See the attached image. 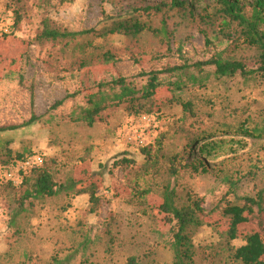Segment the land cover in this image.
Here are the masks:
<instances>
[{
	"label": "rangeland",
	"instance_id": "rangeland-1",
	"mask_svg": "<svg viewBox=\"0 0 264 264\" xmlns=\"http://www.w3.org/2000/svg\"><path fill=\"white\" fill-rule=\"evenodd\" d=\"M186 1L191 5L186 12L165 8L163 13L145 8L171 0H0V127L23 124L33 112L38 117L30 126L0 134V166L9 158L8 152L41 153L43 168L52 170L59 182L69 176L81 186L95 181L100 196L98 205L91 203L88 194L26 197V184L16 188L0 180V264H57L59 260L127 264L131 256L140 264L170 263L171 226L158 209L165 185L180 191L191 187L204 197L211 225H204L194 236L197 264H224L216 254L218 231L229 227V219L215 207L224 197L235 198L225 176L241 178L237 187L241 196L252 195L255 186L264 184V135L251 137L239 131L245 125L264 129V76L239 71L219 79L213 65L164 72L159 76L166 84L182 82L183 90L175 93L181 99L169 102L172 93L161 88L153 110L157 112L146 114L148 121L142 120L145 115L135 119L123 104L111 107L104 115L107 119L93 126L75 120L88 93L111 90L110 82L120 76L140 88L151 72L192 66L216 55L232 56L248 70L258 68L255 49L217 39L208 45L198 30L190 11L198 18L211 11L217 0ZM14 9L22 14L20 28L14 35L1 36L13 22ZM131 16L157 29L166 18L170 42L151 30L137 35L90 33L71 39L68 45L37 40L44 18L72 32H102L115 20ZM107 51L114 54L108 62L103 60ZM11 71L17 73L4 78ZM183 100L193 104V115L184 110ZM130 121L147 134V144L154 142L150 157L143 146L125 141L121 131ZM209 128L214 129L202 134ZM210 132L211 139L225 143L218 147L219 154L202 156L199 148ZM191 142H195L193 151ZM175 153L181 156L179 166L202 158L209 170L171 175L168 168ZM98 172L103 181L95 175ZM239 231L236 246L252 232H259L264 240V213L248 215Z\"/></svg>",
	"mask_w": 264,
	"mask_h": 264
},
{
	"label": "trees",
	"instance_id": "trees-1",
	"mask_svg": "<svg viewBox=\"0 0 264 264\" xmlns=\"http://www.w3.org/2000/svg\"><path fill=\"white\" fill-rule=\"evenodd\" d=\"M191 7L186 0H171V2H163L153 7L145 8V10H157L164 13V9L181 8L186 12V9ZM165 15V14H162ZM192 20L197 25L198 30L204 35L206 43L209 45L213 39L220 41H232L235 46H246L257 51L258 68L248 70L246 64L232 56L224 57L223 55H216L208 60L199 61L190 66L189 64L168 67L165 70L154 71L148 74L149 78L145 85L138 87L135 83L128 82L125 77H119L110 82L111 90H104L100 88L98 92H90L86 96V104L80 106V112L75 116V120H82L93 126L96 122L105 121V113L111 107L118 105H125V108L130 113L134 114V118H139L143 115H155L157 111H153L155 105H158L157 94L161 88H167L172 93L169 102L179 98L175 96L177 90H183V84L179 81L169 82L159 76L164 72H175L179 70H186L190 67H197L203 70L204 67L215 66L214 74L217 78L234 77L239 71L243 74H261L264 76V0H252L242 2L241 0H217L215 6L211 11L205 10L199 14L198 18L190 11ZM22 14L20 9H14V18L10 26H7V31H4L1 36L14 35L20 28L22 22ZM161 29L153 28L149 24L143 22L137 17L131 16L126 19L115 20L112 26L106 28L102 32H97L96 29L82 30L78 32L68 31L55 24L50 18L42 20V29L38 33L37 40L61 42L65 41L68 45L71 39L88 35L90 33L96 35H110L115 33H127L137 35L145 30H151L157 33H162L163 37L169 41L168 21L163 20ZM165 21V22H164ZM170 42V41H169ZM168 42V43H169ZM114 59V54L107 51L103 54V60L108 62ZM86 66V62H82ZM14 71L5 74L4 78L13 75ZM170 85V86H169ZM115 87H119L116 91ZM64 100L58 102L62 103ZM32 105H34V92L31 96ZM184 110L187 113L194 114L193 104L190 101L182 102ZM74 119V118H73ZM133 119V120H135ZM38 120L35 112L31 118L20 125L1 126L0 134L6 133L34 124ZM131 120V121H133ZM128 122L123 127L121 133L127 128L135 125V122ZM210 130H205L204 133H209ZM242 135L251 137H263L264 129L254 128L249 129L248 126H242L239 130ZM211 133L207 134V139L200 145L199 151L202 156L212 157L219 154V146L225 142H218L216 139H211ZM201 134V135H202ZM210 135V136H209ZM197 134H194L191 141L195 139ZM208 139H211L207 141ZM195 143V142H194ZM194 143H189L190 150L193 149ZM154 142L144 145L141 149L149 156V150L153 148ZM128 151V150H125ZM193 151V150H192ZM9 158L0 166V180L16 188L27 185L24 191L26 197H54L61 193L67 196L75 197L80 194L90 195V201L93 205H98L100 196L98 195V184L94 181L89 185H80V181L74 176L66 177L65 181L59 182L52 170L43 168V163L33 166L22 172V177L19 184H14L6 178V170L14 166L19 161H24L32 156H42L41 153H35L27 150L18 151L16 155H11L8 152ZM181 156L175 153L171 157V166L168 172L171 175L177 176L181 170L193 172H207L209 170L208 164L202 159L198 158L190 163L181 162L180 166L177 164ZM124 161H129V158H123ZM158 163V160H150ZM157 165V164H156ZM153 167L155 165H152ZM148 171V170H147ZM31 174L30 176H28ZM33 174V176H32ZM92 174V173H91ZM103 181L104 177L101 172L95 174ZM229 182V192L233 193L234 199L230 200L227 197L222 199V202L215 207V211L229 219V227L225 230H219L218 249L216 254L224 261V264H264V240L259 232L248 233L243 236L244 243L236 246L233 242L241 236L240 225L248 221V215L256 213H264V184L262 187L255 186V192L250 195H239L237 187L241 178H233L225 176ZM94 179H91L93 181ZM162 201L158 206L159 212L164 217L166 224L171 226V240L169 247L172 252V261L167 264H197L198 251L194 243V236L198 230L204 225H211L208 222V212L205 208V199L200 196L191 187H185L182 191L177 190L170 185H165L163 189ZM183 192V194H181ZM225 256V258H224ZM57 264H67L59 260ZM127 264H140L136 256H131Z\"/></svg>",
	"mask_w": 264,
	"mask_h": 264
},
{
	"label": "built area",
	"instance_id": "built-area-1",
	"mask_svg": "<svg viewBox=\"0 0 264 264\" xmlns=\"http://www.w3.org/2000/svg\"><path fill=\"white\" fill-rule=\"evenodd\" d=\"M142 120L148 121L149 117L145 115L142 117ZM146 137H147L146 133H144L143 131H139V125L137 128L136 125L132 126L131 128L130 127L126 128L124 134L125 141L139 146H144L147 144ZM42 163H43V158L42 156L39 155L32 156L24 161H19L14 166L6 170L5 173L6 178L17 185L21 180L22 172L26 171L27 169L33 166L40 165Z\"/></svg>",
	"mask_w": 264,
	"mask_h": 264
}]
</instances>
